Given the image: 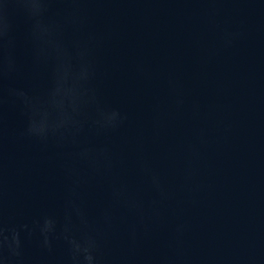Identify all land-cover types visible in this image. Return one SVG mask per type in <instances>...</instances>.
Listing matches in <instances>:
<instances>
[{
	"label": "water",
	"instance_id": "water-1",
	"mask_svg": "<svg viewBox=\"0 0 264 264\" xmlns=\"http://www.w3.org/2000/svg\"><path fill=\"white\" fill-rule=\"evenodd\" d=\"M0 264H264V0H0Z\"/></svg>",
	"mask_w": 264,
	"mask_h": 264
}]
</instances>
